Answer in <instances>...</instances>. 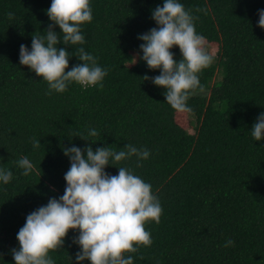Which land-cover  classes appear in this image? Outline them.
Instances as JSON below:
<instances>
[{
	"label": "trees",
	"instance_id": "16d2710c",
	"mask_svg": "<svg viewBox=\"0 0 264 264\" xmlns=\"http://www.w3.org/2000/svg\"><path fill=\"white\" fill-rule=\"evenodd\" d=\"M178 2L198 17L197 34L216 49L211 66L198 74L205 92L187 101L193 131L176 118L180 112L166 102V89L143 80L161 74L142 59L138 37L159 27L152 12L164 0H90L92 20L80 26L85 43L57 48L70 54L66 71L82 63L80 47L96 57L107 70L103 87L72 82L51 94L19 61L20 46L31 51L32 36L45 35L52 23L51 0H0V167L13 173L8 184L0 182V264H15L12 249H19L27 215L64 194L70 159L63 148L118 152L127 144L148 149L149 158L110 159L105 171L130 169L152 186L163 209L159 223L145 224L151 246L125 254L133 264H264V139L251 134L264 113V29L258 26L264 0ZM53 30L62 41L58 25ZM170 51L180 62L179 47ZM21 157L34 166L28 176L16 163ZM78 235L69 230L63 247L49 253L55 264H77ZM229 239L234 244L224 247Z\"/></svg>",
	"mask_w": 264,
	"mask_h": 264
},
{
	"label": "clouds",
	"instance_id": "9594fccd",
	"mask_svg": "<svg viewBox=\"0 0 264 264\" xmlns=\"http://www.w3.org/2000/svg\"><path fill=\"white\" fill-rule=\"evenodd\" d=\"M47 15L52 23L45 29L46 34L32 36L31 51L26 45L20 46V64L48 83V94L65 92L72 82L84 88H102L107 70L98 66L96 57L80 47L76 57L82 63L66 71L70 54L65 48H57L61 42L67 46L85 43L80 26L92 20L90 0H51ZM258 15V26L264 29V10ZM8 17L12 19L13 14L8 13ZM152 19L159 27L138 38L144 41L140 45L142 59L149 69H160L161 74L151 78L145 75L143 80L151 79L156 86L166 89V102L174 110L190 112L189 98L205 92L198 74L211 66L214 56L205 47V37L196 32L194 20L198 17L186 11L178 0H164L162 7L153 10ZM53 25L61 30L62 41ZM174 46L179 47L183 57L178 63L170 51ZM132 59L133 64L137 63L136 57ZM251 134L256 141L264 139V113L257 118ZM88 135L96 137L98 132L91 129ZM40 146V140H34L33 147ZM63 151L70 159L64 194L27 215L17 234L19 249H12L15 264H55L49 253L63 247L69 230L79 231L73 241L81 249L76 254L77 264L84 260L91 264H133L132 257L125 254L136 253L140 246H151V233L145 224L159 223L163 209L152 194V186L130 169L118 167V175H109L105 168L110 159L113 163L133 156L138 161L147 160L149 150L127 144L118 152L109 147L93 151L91 146L83 150L65 147ZM16 163L24 176L34 170L27 157ZM12 177L11 170L0 167V182L8 184ZM233 244L229 239L224 247Z\"/></svg>",
	"mask_w": 264,
	"mask_h": 264
},
{
	"label": "rangeland",
	"instance_id": "374dc122",
	"mask_svg": "<svg viewBox=\"0 0 264 264\" xmlns=\"http://www.w3.org/2000/svg\"><path fill=\"white\" fill-rule=\"evenodd\" d=\"M207 51L209 52V54L215 56L216 54V49L212 48V47H207V45H205ZM134 55L136 56V53H134ZM176 118L178 119V121L181 122L182 125H184L187 129H189L190 131L192 130V122L194 121V117L187 113V112H180L179 114L176 115Z\"/></svg>",
	"mask_w": 264,
	"mask_h": 264
}]
</instances>
